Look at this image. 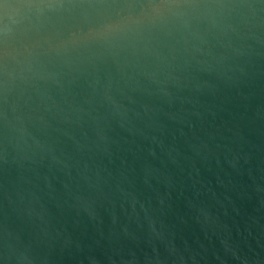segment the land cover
Wrapping results in <instances>:
<instances>
[{
    "label": "water",
    "instance_id": "95a60500",
    "mask_svg": "<svg viewBox=\"0 0 264 264\" xmlns=\"http://www.w3.org/2000/svg\"><path fill=\"white\" fill-rule=\"evenodd\" d=\"M0 264H264V0H0Z\"/></svg>",
    "mask_w": 264,
    "mask_h": 264
}]
</instances>
